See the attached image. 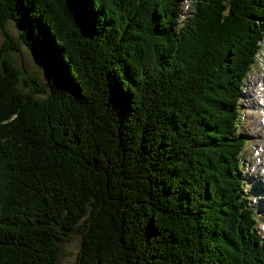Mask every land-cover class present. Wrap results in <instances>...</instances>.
<instances>
[{
	"label": "trees",
	"instance_id": "trees-1",
	"mask_svg": "<svg viewBox=\"0 0 264 264\" xmlns=\"http://www.w3.org/2000/svg\"><path fill=\"white\" fill-rule=\"evenodd\" d=\"M0 0L44 68L22 95L0 50V264H264L241 199L243 80L264 0ZM42 88L40 91H44ZM39 93V92H38Z\"/></svg>",
	"mask_w": 264,
	"mask_h": 264
},
{
	"label": "rangeland",
	"instance_id": "rangeland-1",
	"mask_svg": "<svg viewBox=\"0 0 264 264\" xmlns=\"http://www.w3.org/2000/svg\"><path fill=\"white\" fill-rule=\"evenodd\" d=\"M192 0H180V10H181V22L191 15L192 13ZM23 30L21 25H17L14 21H8L4 29H0V50L5 45V43L12 39L15 43L19 45V51L8 50L3 53V59L8 60L18 71V82L17 88L22 95H32L35 99H45L48 95L46 89V77L44 68L41 64L35 60L33 53L28 49L21 41L19 34ZM9 42V41H8ZM261 50L260 55L257 57L256 64L254 68L246 79L243 81V87L241 88V94L239 99L240 104V115H239V135L245 138V149L241 156L242 167H241V177L245 184L243 193L247 202L251 205L254 213L259 215L260 221L257 227L262 234H264V228L261 227V223L264 222V201H259V195L253 193V188H259V186H264L262 182L264 173V151L257 153L254 152L262 147L264 149V140L261 136V132H264V121L261 119L257 124V115L260 111L264 110V99L259 98L257 95V101L261 103L258 105L247 102L246 95L249 94V88L251 84L258 82L261 76H264V39L260 44ZM262 83V80L260 81ZM44 88V91H40ZM264 89V88H263ZM39 92V93H38ZM251 92V91H250ZM256 89L252 93H255ZM251 98H254L253 95ZM255 99V98H254ZM260 99V100H259ZM256 108V109H254ZM263 124V125H262ZM262 155V157H260ZM255 156V157H254ZM263 160V164L259 163L258 158ZM259 166H263L262 174L258 170ZM246 175H249L248 177ZM259 180H256L258 179ZM257 211V212H256ZM258 219V217H257ZM262 228V229H261ZM81 235L79 232L71 234L68 238L57 242L59 248V256L57 264H76L77 255L80 248Z\"/></svg>",
	"mask_w": 264,
	"mask_h": 264
},
{
	"label": "bare ground",
	"instance_id": "bare-ground-1",
	"mask_svg": "<svg viewBox=\"0 0 264 264\" xmlns=\"http://www.w3.org/2000/svg\"><path fill=\"white\" fill-rule=\"evenodd\" d=\"M261 80H262V83H260ZM263 88H264V76H261L258 79V82H256L255 84H251L250 85L249 94L246 95V100H247L248 103H250V105L255 103V105H257V104L259 105L260 104V106H261V103H259L257 101V98L255 97V95H257L259 98H261V95H263V97L261 99H264V89ZM254 89H256V92L252 93L254 91ZM252 95H253V97L255 99L251 98ZM254 109H256V108H254ZM261 119L264 121V110L260 111L259 114L257 115V124H256L257 127L260 126V124H258V123H261V122H259V120H261ZM261 136L264 137V132H261ZM260 187L261 186H259V188Z\"/></svg>",
	"mask_w": 264,
	"mask_h": 264
}]
</instances>
